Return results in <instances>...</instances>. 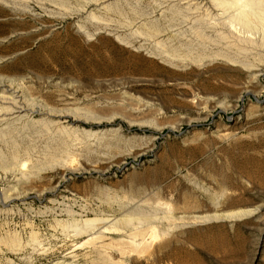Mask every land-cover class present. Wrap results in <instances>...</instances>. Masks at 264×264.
I'll use <instances>...</instances> for the list:
<instances>
[{
    "label": "rangeland",
    "instance_id": "rangeland-1",
    "mask_svg": "<svg viewBox=\"0 0 264 264\" xmlns=\"http://www.w3.org/2000/svg\"><path fill=\"white\" fill-rule=\"evenodd\" d=\"M161 1L0 0L12 264H264V54Z\"/></svg>",
    "mask_w": 264,
    "mask_h": 264
},
{
    "label": "bare ground",
    "instance_id": "bare-ground-1",
    "mask_svg": "<svg viewBox=\"0 0 264 264\" xmlns=\"http://www.w3.org/2000/svg\"><path fill=\"white\" fill-rule=\"evenodd\" d=\"M137 1V0H133ZM182 9L190 11V16L186 20L187 25L195 23L205 24L210 21H217L224 29L220 35L224 45L236 47L239 51L250 52V50L264 54V0H174ZM169 1H161L158 6L165 9ZM210 15V16H209ZM209 16V17H208ZM208 17V19H207ZM216 17V19H215ZM221 21V22H220ZM234 24L239 29H256L257 37L246 38L244 41L232 35L233 29H228L227 24ZM206 23V24H207ZM209 23V24H210ZM213 29V26H211ZM118 41L126 42V39ZM101 72H108L109 68L102 66ZM88 74V73H87ZM15 94L14 96L12 94ZM11 96H0V128L3 126H13L24 123L32 119L34 112L29 108L19 91H14ZM18 94V95H17ZM47 117L54 115L47 114ZM60 127V124H56ZM88 223V221H84ZM10 246L11 248H7ZM26 251V247L21 245L19 237L15 234L10 241H4L0 236V264H12L13 261L6 257L7 253L21 254ZM5 257V260H4Z\"/></svg>",
    "mask_w": 264,
    "mask_h": 264
}]
</instances>
